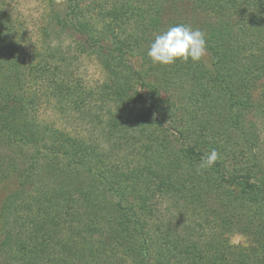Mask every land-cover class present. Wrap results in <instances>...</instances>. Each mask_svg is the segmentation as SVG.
Masks as SVG:
<instances>
[{"label":"trees","instance_id":"1","mask_svg":"<svg viewBox=\"0 0 264 264\" xmlns=\"http://www.w3.org/2000/svg\"><path fill=\"white\" fill-rule=\"evenodd\" d=\"M41 1L31 41L0 0V264H264V0ZM176 25L207 56L153 64Z\"/></svg>","mask_w":264,"mask_h":264},{"label":"rangeland","instance_id":"2","mask_svg":"<svg viewBox=\"0 0 264 264\" xmlns=\"http://www.w3.org/2000/svg\"><path fill=\"white\" fill-rule=\"evenodd\" d=\"M6 3V9L11 15L12 20H14L16 23L20 24V27L27 33V35L30 37L31 41H35L36 39H40V31L38 30L45 24V18L47 13L46 4L42 2L41 0H5ZM39 31V32H38ZM78 37L76 35H73V39H77ZM69 39V38H68ZM79 39V38H78ZM70 40V39H69ZM67 40V41H69ZM79 75L83 78L85 83H88V85L93 86L96 85L99 82H102L105 80V73L102 72L99 65L94 61V59H82V62L80 64L79 69ZM256 92H263L264 90V79L257 85ZM187 90L186 84H184L183 87L181 85H178L176 88V92L185 93ZM162 97H165L162 94ZM39 117L46 121H57V125L61 127H66L68 130L70 129L72 132L76 129V125H80L78 122H76L75 118H66L58 119L56 115L50 110V108H43L39 112ZM76 122V123H75ZM72 123V124H70ZM78 123V124H77ZM83 134L85 133L86 136H88L89 130H91L89 127L81 128ZM84 134V135H85ZM95 135H99V132L95 133ZM100 144L104 147V149L109 150L111 149V145L109 142H107L104 138L102 139V135L98 137ZM172 147L175 145L174 138L172 139ZM173 149V148H172ZM130 148L127 147H121L120 151H112L116 158L114 160H118L121 157V153L125 155H130ZM127 157V156H126ZM125 157V158H126ZM20 161V158L18 159ZM7 185V183H6ZM7 189L12 187V184L8 183L6 186ZM161 207H163L161 205ZM160 207V209H161ZM229 242L233 244L234 246H243L246 247L250 243V240L248 237H245L241 234L236 233H229L226 235Z\"/></svg>","mask_w":264,"mask_h":264},{"label":"clouds","instance_id":"3","mask_svg":"<svg viewBox=\"0 0 264 264\" xmlns=\"http://www.w3.org/2000/svg\"><path fill=\"white\" fill-rule=\"evenodd\" d=\"M153 64L170 66L177 61L196 63L207 56L206 35L200 29L176 25L155 36L148 52ZM218 152L213 149L202 157L200 168L212 167L218 159Z\"/></svg>","mask_w":264,"mask_h":264}]
</instances>
